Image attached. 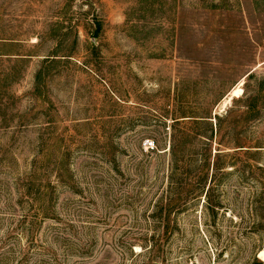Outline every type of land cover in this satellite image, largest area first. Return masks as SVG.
Here are the masks:
<instances>
[{"label": "rangeland", "instance_id": "374dc122", "mask_svg": "<svg viewBox=\"0 0 264 264\" xmlns=\"http://www.w3.org/2000/svg\"><path fill=\"white\" fill-rule=\"evenodd\" d=\"M263 251L264 0H0V264Z\"/></svg>", "mask_w": 264, "mask_h": 264}, {"label": "trees", "instance_id": "16d2710c", "mask_svg": "<svg viewBox=\"0 0 264 264\" xmlns=\"http://www.w3.org/2000/svg\"><path fill=\"white\" fill-rule=\"evenodd\" d=\"M249 76H251V74ZM253 107H254L253 105H249V109L252 110ZM220 118H221L220 115L216 114V115L212 116L211 111H206L203 113L202 112L201 113L186 112L182 116L175 117L174 120H175V123L177 125H181V124L186 125V124L190 123L194 129L205 128L206 129V131H205L206 135H203V136H205L208 140L212 141V140H214V138H216V135H218V133H219L218 121L220 120ZM182 119H184V120H182ZM214 119L216 120L215 123H214ZM187 133L188 132L183 131L181 133V137L177 136L176 133H173V138H172V142H171L172 143L171 148L173 150V154H175V152H176V144L181 143L184 140V138L188 135ZM218 154H220V152ZM208 156H206L205 165L209 166V164H208L209 163V157ZM175 162H176V165L178 167L180 160L178 158H176ZM217 166L218 165L216 163L213 164L214 168H216ZM204 190H205V187H204V189L200 188L199 191L202 193V192H204ZM151 250H152V246L149 247V249H146L147 252H150ZM255 260L257 261L258 264L264 263L258 257H255Z\"/></svg>", "mask_w": 264, "mask_h": 264}, {"label": "bare ground", "instance_id": "6f19581e", "mask_svg": "<svg viewBox=\"0 0 264 264\" xmlns=\"http://www.w3.org/2000/svg\"><path fill=\"white\" fill-rule=\"evenodd\" d=\"M239 91H241V89H240V88H239V89H237V90H234L232 93H233V95H234V94H237ZM262 253H264V251H263Z\"/></svg>", "mask_w": 264, "mask_h": 264}]
</instances>
